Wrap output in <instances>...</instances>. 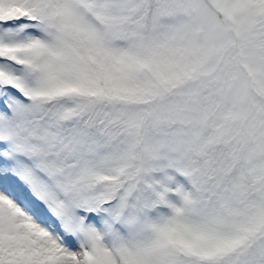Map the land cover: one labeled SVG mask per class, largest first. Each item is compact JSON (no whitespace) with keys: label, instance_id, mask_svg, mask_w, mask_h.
Masks as SVG:
<instances>
[{"label":"snow or ice","instance_id":"obj_1","mask_svg":"<svg viewBox=\"0 0 264 264\" xmlns=\"http://www.w3.org/2000/svg\"><path fill=\"white\" fill-rule=\"evenodd\" d=\"M0 264H264V0H0Z\"/></svg>","mask_w":264,"mask_h":264}]
</instances>
